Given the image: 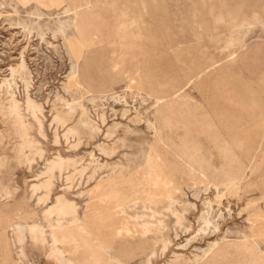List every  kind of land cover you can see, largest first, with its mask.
Returning a JSON list of instances; mask_svg holds the SVG:
<instances>
[{"label":"rangeland","instance_id":"rangeland-1","mask_svg":"<svg viewBox=\"0 0 264 264\" xmlns=\"http://www.w3.org/2000/svg\"><path fill=\"white\" fill-rule=\"evenodd\" d=\"M20 64L34 146L3 90L0 264H264V0H0V84Z\"/></svg>","mask_w":264,"mask_h":264},{"label":"bare ground","instance_id":"bare-ground-1","mask_svg":"<svg viewBox=\"0 0 264 264\" xmlns=\"http://www.w3.org/2000/svg\"><path fill=\"white\" fill-rule=\"evenodd\" d=\"M70 10L69 9H66L64 10L63 14L67 16V19L64 21H61L59 20L58 21V30L60 32H62L63 28L68 25V24H74L76 19L80 18L81 17L77 14V13H74L73 17L69 16L70 14ZM31 17V16H30ZM234 40V39H233ZM231 42V41H230ZM40 54V53H39ZM21 68L18 72H14L12 70V68L10 69V73H11V79L10 80H6L4 79L1 84H0V93L3 92V90L5 91V93H7V101H8V107H7V111H8V114L10 116L13 117V127L11 128V133L13 135V139H16L18 140L19 142L17 143V153L22 155L24 150L25 149H30L34 146V142L32 139H30V136L25 128V124H24V121H23V118L20 114V103L19 101L16 99L15 95H14V88L13 86H16L15 82H14V74L16 73H19V72H24L25 68L23 66V64L21 65ZM19 66V67H20ZM18 67V68H19ZM17 71V69H16ZM71 71L72 73H76L77 72V66H72L71 68ZM20 75V73H19ZM10 76V75H9ZM196 77H199V74H196ZM10 78V77H9ZM28 84V83H27ZM79 88V87H78ZM16 89V88H15ZM25 89H27V86L25 84ZM220 96V95H219ZM113 98V97H112ZM115 100V99H114ZM211 101V100H210ZM118 102V101H117ZM218 102V101H217ZM240 104V103H239ZM25 106H26V109L27 111H31L33 114L36 113V112H39V108L34 104V102H32V100H30V98H28V94H27V91H26V102H25ZM208 106V105H207ZM243 111V110H242ZM102 124V123H101ZM41 125V124H40ZM154 127V126H153ZM10 134V133H9ZM74 147V146H73ZM71 147V148H73ZM76 150V149H75ZM64 163L63 162V159L61 157H56L55 160L51 161L49 164H48V167H47V172L48 173H51L54 169H59L61 170L62 167L64 166ZM132 163V162H131ZM136 163V162H135ZM78 175V174H77ZM51 176V175H50ZM76 177V176H75ZM130 179V178H129ZM212 185V184H211ZM229 185V184H228ZM50 186H51V183L50 181H46L42 186L41 188L46 190V194L42 197H45L46 200H48V197H49V189H50ZM213 186V185H212ZM231 186V185H230ZM223 187V186H222ZM219 188V187H218ZM225 188V186H224ZM227 189V188H226ZM216 191L218 189H215ZM223 194V193H222ZM108 197H112L111 195L108 196ZM44 199V198H43ZM44 201V200H42ZM169 202V201H168ZM173 202V201H172ZM136 203V202H135ZM176 203V202H175ZM169 204V203H168ZM172 204V203H171ZM170 204V205H171ZM169 205V206H170ZM189 205V204H187ZM174 206V204H173ZM143 207H145L143 205ZM149 208V207H148ZM124 210V209H123ZM146 211V210H145ZM151 211V210H150ZM165 211V210H164ZM167 212V211H166ZM46 214L48 216H55L56 217V224L54 225H49V228L54 230L58 227H61V221L65 218V217H68V216H72V217H75V214H76V206L73 205V203L67 201L65 199V197L63 195H60L58 197H56L55 199V202L46 210ZM153 214V213H152ZM160 214V213H159ZM158 215V214H157ZM152 216V215H151ZM161 216V215H160ZM138 217V216H137ZM205 218V217H204ZM142 220V219H141ZM202 220V219H201ZM74 222V220H72ZM204 220H202L203 222ZM142 222V221H141ZM75 223V222H74ZM71 224V223H70ZM204 224V223H203ZM143 225V224H142ZM205 225V224H204ZM208 226V225H207ZM17 229L19 231H22L23 229H25V227H21V226H16ZM72 225H70V227H65V228H71ZM63 228V229H65ZM206 228V225L205 227ZM26 233L28 232V234L30 235L31 239L34 240V242H41V241H44V238H43V230L40 226L36 225V224H33V225H29L26 227ZM143 230V229H142ZM145 230V229H144ZM147 232V231H146ZM23 234V233H22ZM21 234V235H22ZM83 234V233H82ZM27 235L25 234V237ZM28 237V236H27ZM29 237V238H30ZM21 238V237H20ZM28 238V239H29ZM24 239V238H23ZM27 240V239H25ZM30 240V239H29ZM23 241V240H22ZM19 242V241H18ZM24 242V241H23ZM22 242V244H23ZM58 240L52 235V244L54 245L55 243H57ZM30 243V242H29ZM21 244V246H22ZM28 245V244H27ZM32 245V244H31ZM36 245V244H35ZM215 246V243L213 245H211L210 249H212L213 247ZM55 247V246H54ZM24 249V248H23ZM27 249V248H26ZM105 252V251H104ZM20 253V252H19ZM24 252H22L23 254ZM206 253V252H204ZM24 255V254H23ZM52 258L56 259V261L59 263V264H63L62 262V258H61V252L59 249H51V252L49 254ZM26 258V257H25ZM27 260V258H26ZM25 261V260H24ZM28 262V261H27Z\"/></svg>","mask_w":264,"mask_h":264},{"label":"crops","instance_id":"crops-1","mask_svg":"<svg viewBox=\"0 0 264 264\" xmlns=\"http://www.w3.org/2000/svg\"><path fill=\"white\" fill-rule=\"evenodd\" d=\"M1 248H2V250H4V253H5V251H6V247L2 244V245H1Z\"/></svg>","mask_w":264,"mask_h":264}]
</instances>
